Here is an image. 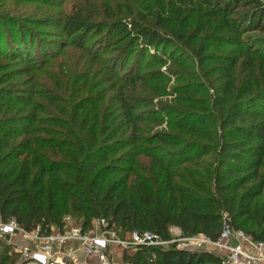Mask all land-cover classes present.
<instances>
[{
	"label": "trees",
	"instance_id": "obj_1",
	"mask_svg": "<svg viewBox=\"0 0 264 264\" xmlns=\"http://www.w3.org/2000/svg\"><path fill=\"white\" fill-rule=\"evenodd\" d=\"M174 3L178 16L205 18L193 30L204 42L198 45L187 21L161 19L158 26L169 32L145 27L136 18L114 25L110 44L125 39L127 45L105 65L114 79L111 86L119 79L123 87L108 102L87 85L80 89L86 97L71 112L54 99L33 102L17 94L13 76L3 73L0 64L3 221L13 219L28 232L39 229L49 235L54 227L63 228L67 216L82 220L84 229L104 219L119 234L150 231L168 242L125 252L129 264H221L215 253L180 248L172 241L171 227L184 238L203 235L215 242L227 224L264 241V0ZM9 24L0 23V45L7 38L10 57L15 55L11 59L40 62L30 44L38 43L46 54L49 44L19 24ZM175 38L182 43L193 38L197 52L174 43ZM136 44L142 48L134 67L115 73L118 62L126 63L135 53ZM175 44L179 47L168 52ZM144 61L146 67H161L152 75L141 69ZM159 82H165L162 89L155 84ZM167 96L171 100H158ZM111 102L114 112L107 110ZM54 111L62 116L54 117ZM38 112L45 116L39 118ZM151 122L153 129L165 124L171 131L154 129L151 135L142 125ZM181 133L198 139H182ZM141 155L153 163L145 164ZM12 249L0 252V264H14Z\"/></svg>",
	"mask_w": 264,
	"mask_h": 264
},
{
	"label": "rangeland",
	"instance_id": "obj_2",
	"mask_svg": "<svg viewBox=\"0 0 264 264\" xmlns=\"http://www.w3.org/2000/svg\"><path fill=\"white\" fill-rule=\"evenodd\" d=\"M173 0H0V23L10 26V22L20 25V29L24 32L31 31L36 35V40H43L48 45V53L44 49L39 50V44H30L32 46V52L35 57L40 58V62H22L20 60L11 59L15 55L10 57L11 48L8 44L7 38H5L0 45V64H4L3 73L7 72V75H12L11 81L17 84L19 90V96L24 98H30L33 102H40L48 104V100H55L57 105L68 109L71 112L74 104L80 99L86 97V92L80 89L85 85L90 90L99 91L98 97L101 96L102 102H108L110 95H117L122 84L119 79L113 81L115 85L111 86V81L114 79L109 78L105 65L113 58H116L119 54L118 49L127 45L125 39L119 40L110 44L111 32L114 25L121 26L126 25L133 19H137L141 24L148 28H155L158 31L169 32V30L161 29L158 26V22L163 20H169L175 24L185 23L187 21L191 24V32L194 37H197L196 32L193 31L196 24L203 21L201 14H186L185 16H178L176 11V5L171 4ZM165 7L167 10L172 11L171 14L162 13L158 7ZM162 9V8H161ZM13 17L12 18H10ZM41 22V24L39 23ZM15 26V25H13ZM178 26V25H177ZM128 27H131L129 25ZM2 30L4 26L0 27ZM178 28V27H177ZM18 29V31H20ZM197 30V26L195 28ZM12 32V29H11ZM19 33V32H18ZM208 35V34H207ZM254 36L263 35L262 33H254ZM193 38H190L189 42H179L175 38L174 43L184 46V44L190 45L194 52L198 50V45H202V41L198 38L197 43L193 42ZM207 41V40H206ZM173 44V42L171 43ZM183 44V45H182ZM177 44L170 45L168 52H170ZM17 44H13V48H17ZM61 46V47H59ZM26 48H29L26 45ZM142 46L136 44L135 53L130 59L123 63L119 61L116 65L115 73L123 74L131 70L135 65L136 59ZM191 49V51H192ZM31 52V51H30ZM153 53V49L149 50L147 57ZM182 53V51H180ZM32 54V53H31ZM159 54L162 51L159 50ZM147 61V59H146ZM144 61V65L141 67L144 71L152 73L153 70L161 67L156 66L155 63H148ZM193 65L195 61L190 60ZM198 61V60H197ZM153 62V61H152ZM109 65V64H108ZM170 64L167 65L169 67ZM146 67V68H145ZM145 68V69H144ZM162 71H166V67L161 68ZM128 76H126L127 78ZM150 86L153 89V77L149 81ZM162 89L163 83H155ZM174 84L171 82L167 84V89L170 90V86ZM113 88V92L109 91ZM148 95L153 98V91L149 88L146 89ZM59 99L58 101L56 99ZM168 98L162 97L164 102ZM66 100V101H63ZM112 102L107 110L110 112ZM31 107H28V110ZM113 108V107H112ZM54 110L53 108H51ZM114 112V111H113ZM117 113V112H116ZM70 114L67 113V116ZM44 113L38 112V117H44ZM49 116V115H48ZM54 117H61L60 113L54 111ZM70 117V116H69ZM70 119V118H68ZM37 125L43 126L41 123ZM146 127V132L153 134V122L149 124H142ZM160 131L169 132L171 129L164 126H160L155 129ZM183 134L182 139L188 141H195L198 138ZM41 137L45 135H39ZM57 138V137H52ZM63 139V137H59ZM52 158H55L52 156ZM57 158V157H56ZM65 160L68 159L67 156ZM139 160L145 164L153 163L152 158L146 156H140ZM264 198V196L262 197ZM100 220H95L92 226L88 229H84L82 226V220L77 217L69 219L66 233L72 236L74 233H78L80 228L83 231L90 230V232L99 233L104 245L103 250L108 259L107 264H129L124 261L125 252L134 253L136 248L130 243L132 237L130 235L119 234L116 230H113L109 226L101 223ZM81 230V231H82ZM12 232V231H11ZM57 232V231H55ZM13 233V232H12ZM16 237V235H14ZM19 236L13 238L12 241H16V247L25 245L30 242L32 238H26ZM206 239L203 236L184 239L179 241L181 247L188 249H194V245L203 244L207 245ZM6 246H11L13 249V261L14 264H20L23 257L22 253L16 252L13 242H8L6 238H0V252L4 250ZM168 246V245H167ZM55 257L58 256L56 249L54 250ZM60 258L64 264H74L72 260H69L66 255L60 254ZM67 258V259H66ZM96 262L98 264V258L92 255H87L81 251L78 254V262L76 264H85L88 262ZM10 264V263H8ZM100 264V263H99Z\"/></svg>",
	"mask_w": 264,
	"mask_h": 264
},
{
	"label": "built area",
	"instance_id": "obj_3",
	"mask_svg": "<svg viewBox=\"0 0 264 264\" xmlns=\"http://www.w3.org/2000/svg\"><path fill=\"white\" fill-rule=\"evenodd\" d=\"M70 218L72 217H66L63 228L54 227L51 234L42 235L39 233V229L28 232L15 220L11 219L5 222L0 217V238H6L8 242H13L16 248L14 251L22 253L23 257L20 264H64L60 258V254L66 255L70 258L69 260H72V263L76 264L78 262V254L81 251L89 256L97 257L98 264H107L108 259L103 250L104 245L101 243L102 238L100 234L90 232V230L83 231L80 228L78 233L69 236L66 233V228L68 227ZM99 220L101 223L107 225L104 219ZM170 232L174 236L173 242L203 236L184 238L182 237V231L177 227H171ZM129 235L132 237L130 245L134 247L139 245L157 246L168 244V242L161 240L159 236L150 231H133ZM19 236L25 237L24 239L32 238V240L23 246L16 247L17 242L12 241V239H18ZM203 237L208 241V246L196 244L194 245V249H188L181 247L179 243V247L192 251L206 250L215 253L220 257L221 264H264V241L254 239L241 230L232 229L225 224L221 238L218 241L213 242L207 237ZM55 249L58 253L57 257L54 255ZM85 264L97 263L90 261Z\"/></svg>",
	"mask_w": 264,
	"mask_h": 264
}]
</instances>
